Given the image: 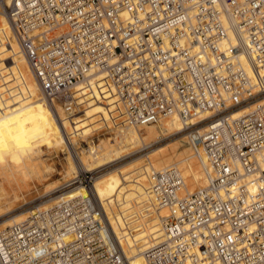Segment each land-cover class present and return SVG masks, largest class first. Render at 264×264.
<instances>
[{"label": "built area", "instance_id": "2783aa9c", "mask_svg": "<svg viewBox=\"0 0 264 264\" xmlns=\"http://www.w3.org/2000/svg\"><path fill=\"white\" fill-rule=\"evenodd\" d=\"M5 11L45 96L69 113L96 71L131 124L211 113L188 127L208 184L188 193L176 164L151 173L168 213L142 264H264V104L233 113L264 98V0H10ZM90 197L0 231V264H131Z\"/></svg>", "mask_w": 264, "mask_h": 264}, {"label": "bare ground", "instance_id": "6f19581e", "mask_svg": "<svg viewBox=\"0 0 264 264\" xmlns=\"http://www.w3.org/2000/svg\"><path fill=\"white\" fill-rule=\"evenodd\" d=\"M9 3L10 0L0 2V218L15 212L16 205L25 199V195L22 198L14 188L21 180H18L19 175H32L40 181L43 174L51 170L50 166L48 170L44 163L37 162L39 159L34 156L40 151L37 138L42 137L41 130L44 129L53 133L58 149L63 147L69 152L63 179L71 182L89 174L93 181L91 186L71 188L50 199L38 212L49 210L59 202L79 195L91 198V194L121 252L131 264H142L144 251L165 239L162 219L167 208L158 206L155 201L151 173L176 164L185 178V191L192 193L205 187L208 177L203 162L209 170L211 166L205 159L199 160L196 152L192 153L189 145L194 144L193 130L187 133L185 130L190 125L204 121L211 113H202L186 122L179 115L172 114L153 124H131L126 120L122 102L110 81L106 80V74L96 71L73 90V103L79 105L76 111L85 114L74 116V113L67 112L59 103L51 102L45 96L14 35L5 11ZM259 101L264 104L263 97L257 98L234 110V116L245 115ZM101 116L106 118V128L112 137L101 139L93 152L80 154V137L93 127L97 130L103 128ZM205 126L206 123H202L196 129L202 130ZM141 128H144L145 133ZM172 135H179L180 138L146 153L142 152ZM72 148L74 155L70 152ZM105 168L108 169L97 174ZM22 181L20 184L24 185ZM54 185H45V194L61 187ZM90 200L92 203L93 200ZM38 212L7 217L0 223V231Z\"/></svg>", "mask_w": 264, "mask_h": 264}, {"label": "rangeland", "instance_id": "374dc122", "mask_svg": "<svg viewBox=\"0 0 264 264\" xmlns=\"http://www.w3.org/2000/svg\"><path fill=\"white\" fill-rule=\"evenodd\" d=\"M61 105V104H60ZM62 106V105H61ZM63 107V106H62ZM72 113H74V116H77V114L79 116H85V114L83 112H79L77 113V111H72ZM102 117V122H103V128L98 129L96 127H93L89 132L85 133L83 137H80L79 139V146H78V151L80 154H86V153H91L94 151V149L96 148V146L101 142L100 140H107L110 137H112V134H110L109 131H107L106 128V118ZM200 126V125H198ZM96 128V129H95ZM191 129H186L185 133L189 132ZM42 131V137H38L37 141L39 142L38 147H40V149L38 148L39 153H37V155H34L37 159H39L37 162L44 163V166L48 167L47 169L49 170V166L50 169L48 173H46L45 175L43 174V178L37 180L35 177V179L33 178V176H23V175H19L18 176V180H20L19 178H21L20 182L17 183L18 186H20L21 189V194L19 192V187L15 186L14 188L16 190H18L16 193H19L20 196H23L22 198H24L25 195V199L20 201L16 206L17 210L15 212H13L11 215L9 216H4L0 218V223L6 219L7 217H10L12 215H16L19 213H27V212H38L39 208L44 207L45 204L47 203V201H49L50 199L57 197L61 194H64L66 192L69 191V189L71 188H75L78 186H86L88 184V186H91L92 184V179L90 178L89 174L85 175V176H80L77 179H74V183L73 181H69L66 182L63 178L65 176V172L67 170V162H68V150L66 148L63 147H59L55 145L54 143V135L52 132H49L44 129L41 130ZM141 131L143 133H145L144 128H141ZM53 135V137H52ZM190 136V135H188ZM179 135H172L169 136L159 142L154 143L152 146L147 147L146 149H144L142 152L146 153L148 151H150L151 149L160 147V146H164L170 143H173L175 141H177L179 139ZM177 139V140H176ZM52 141V143H51ZM57 146V147H55ZM190 146V147H189ZM188 147L191 149L192 153H195V149H194V144H190ZM62 148V149H61ZM57 150V151H56ZM70 152L72 155H74V150L73 148L70 149ZM43 161V162H42ZM108 169V168H107ZM106 168L103 170H97V174L102 173L104 171L107 170ZM53 170V171H52ZM22 176V177H20ZM89 176V177H88ZM23 180V181H22ZM22 182H24V185L22 183V185L20 184ZM55 184L56 185H61V187L59 186L57 189H55L52 192H49L47 194H45L46 192V187L45 185L47 184ZM58 183V184H57ZM25 186V187H23ZM30 186V187H29ZM18 187V188H16ZM23 187V189H22ZM24 190V191H22ZM194 192V191H193ZM36 210V211H35ZM168 213V209L166 210V215ZM163 216V215H162ZM165 216V215H164Z\"/></svg>", "mask_w": 264, "mask_h": 264}]
</instances>
